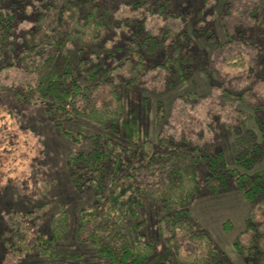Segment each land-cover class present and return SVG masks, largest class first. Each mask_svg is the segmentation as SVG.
<instances>
[{
    "label": "trees",
    "instance_id": "obj_1",
    "mask_svg": "<svg viewBox=\"0 0 264 264\" xmlns=\"http://www.w3.org/2000/svg\"><path fill=\"white\" fill-rule=\"evenodd\" d=\"M10 1L0 0V91L7 89L20 103L40 104L57 132L73 143L91 142L89 150H71L66 156L76 191H91L94 196L93 206L79 211L78 240L90 243L104 264H173L172 257L176 264H233L208 234L196 232L190 223L188 207L199 192L202 165L207 191L219 193L234 185L252 203L245 228L232 245L245 264H264V170L249 174L264 160V113L254 119L261 141L251 130L226 128L237 134L230 144L235 168H230L229 157L219 147L207 148L190 137L166 134L154 144L143 132L138 113L131 112L124 121L120 87L131 93L140 85L149 56L161 55L164 61L151 68L174 73L180 81L194 69L206 67L205 52L182 29L165 26L162 39L148 29L144 14L163 16L168 0H130L132 9L140 7L144 13L117 23L105 0H36L35 4L14 0L7 4ZM17 2L24 7L33 4L30 11L38 13L35 30L21 36H16ZM172 17L167 14L164 20ZM117 25L121 33L110 38ZM191 34L213 39L205 29H193ZM237 40L242 42V38ZM225 64L237 67L243 60L230 56ZM242 114V121L249 117ZM82 118L105 131L91 136L74 133L69 126ZM146 197L161 203L158 232L168 246L163 256L157 255L154 242L138 239L133 243L127 233L129 224L135 230L144 224ZM41 206L6 214L0 230L3 262L36 254L45 264H57L60 254L54 245L67 235L69 215L62 207L47 238L35 234L32 227ZM230 228L226 222L223 231Z\"/></svg>",
    "mask_w": 264,
    "mask_h": 264
},
{
    "label": "rangeland",
    "instance_id": "obj_2",
    "mask_svg": "<svg viewBox=\"0 0 264 264\" xmlns=\"http://www.w3.org/2000/svg\"><path fill=\"white\" fill-rule=\"evenodd\" d=\"M14 2L11 0L7 4ZM29 2L35 4L36 0ZM129 2L105 0L104 4L117 23L131 19L137 12L144 13L139 10L140 7L132 9ZM16 4V36L33 32L38 14L30 11L33 4H28V7L19 2ZM166 9L163 16L144 14L150 32L162 39L165 26L182 29L196 47L205 52L206 67L194 69L186 80L180 81L174 73L160 67L151 68L164 61L161 55L149 56L148 68L140 85L130 90L131 93L124 92L120 87L125 105L124 121L129 119L131 112L138 113L143 132L154 144L161 135L166 134L190 137L207 148L219 147L229 157L230 168H235L231 162L230 144L237 134L226 128L251 130L256 134L257 141H261L262 136L254 119L258 113H264V0L256 3L248 0H168ZM156 10L157 7L153 12ZM167 14L175 17L164 20ZM252 14L254 17H251ZM117 28L118 25L110 38L119 36L121 31L118 32ZM193 29H205L213 39L208 40L203 35L195 37L191 34ZM120 35L124 36V33ZM239 38H242V42L237 40ZM238 55L243 60L242 65L231 67L225 64L227 58ZM242 113L249 116L244 121ZM69 127L74 133L82 131L86 136L105 131L103 126L90 123L85 118ZM118 141L124 143L122 136L118 137ZM90 148L91 142L88 140L78 145L60 135L40 104L17 102L10 91L2 89L0 230L7 213L42 205L36 210V213L42 212L33 219L32 227L35 234L48 238L52 220L63 207L69 215V231L54 245V250L60 254L56 263L104 264L90 243L80 242L77 238L79 211L92 207L94 196L91 191H76L66 164L69 151ZM262 170L264 160L254 166L249 174ZM204 175L205 167L201 165L198 170L200 189L188 207L190 223L196 232L208 234L227 260L233 264H245L232 244L245 228L252 203L234 185L219 193L207 191L203 186ZM143 215L145 222L137 230L132 228V224L127 227L131 241H152L159 248L157 255H165L163 248L168 246L158 232V221L163 215L161 203L146 197ZM226 222L231 224L228 232L223 231ZM171 260L176 264L174 257ZM0 264H45V259L31 254L20 260L12 258L3 262L0 247Z\"/></svg>",
    "mask_w": 264,
    "mask_h": 264
}]
</instances>
